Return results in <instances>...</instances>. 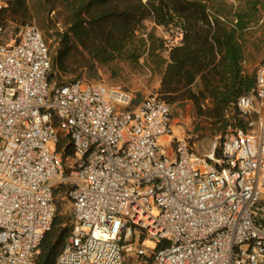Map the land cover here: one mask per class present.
<instances>
[{"label":"built area","instance_id":"obj_1","mask_svg":"<svg viewBox=\"0 0 264 264\" xmlns=\"http://www.w3.org/2000/svg\"><path fill=\"white\" fill-rule=\"evenodd\" d=\"M51 73L37 26L8 41L0 21V264H34L59 186L72 229L55 264H264V56L242 125L204 154L173 136L160 95Z\"/></svg>","mask_w":264,"mask_h":264},{"label":"trees","instance_id":"obj_2","mask_svg":"<svg viewBox=\"0 0 264 264\" xmlns=\"http://www.w3.org/2000/svg\"><path fill=\"white\" fill-rule=\"evenodd\" d=\"M3 1L7 6L0 21L5 28L6 15L7 26L8 21L17 23V30L35 20L45 39L52 40L51 78L71 82L104 65L148 68L160 77L158 94L173 109L185 100L211 101L218 123L214 134L242 125L236 101L255 86V70L250 73L246 64L257 58L248 60L247 47L252 30L261 28L264 35V0ZM169 26L183 31L173 46L157 33ZM63 146L71 155L66 140L57 149ZM64 189H54L55 200ZM60 213L57 205L34 264H55L72 229Z\"/></svg>","mask_w":264,"mask_h":264},{"label":"rangeland","instance_id":"obj_3","mask_svg":"<svg viewBox=\"0 0 264 264\" xmlns=\"http://www.w3.org/2000/svg\"><path fill=\"white\" fill-rule=\"evenodd\" d=\"M232 3L233 0H227ZM264 20V17L263 19ZM260 21V25L262 24ZM33 24L42 33L48 49L52 40H46L43 32L38 27L35 20H31ZM19 25V24H18ZM17 23L8 21L6 24L7 40L10 41L17 33ZM147 27H152L151 23H146ZM261 28H255L251 31L248 38L247 56L250 61L252 57H256L254 64H246L247 70L252 73L264 56V35ZM158 31V35H161ZM82 79L88 84H106L109 86H118L122 89L132 92L135 99L139 101L146 95L158 94L160 86V77L156 73H152L148 68H133L126 66L115 67L113 65L96 66L93 71L83 73ZM66 81L67 78H62ZM159 95V94H158ZM172 111V131L173 136L177 138H185L189 141L196 153H207L215 141L221 142L232 130L233 126H227L225 133L218 132L214 134V130L218 127L216 116L214 115V106L211 101L207 100L203 104L194 102V100H185L182 105L171 107ZM164 150H168V143H161ZM264 201V197H262ZM61 207L60 215L68 220V225L72 226L70 216V205L62 195L55 200L56 207ZM146 244L152 245V242L144 241Z\"/></svg>","mask_w":264,"mask_h":264},{"label":"crops","instance_id":"obj_4","mask_svg":"<svg viewBox=\"0 0 264 264\" xmlns=\"http://www.w3.org/2000/svg\"><path fill=\"white\" fill-rule=\"evenodd\" d=\"M1 1L4 3L5 8H6L7 4L5 3V1H3V0H1ZM4 18H5L4 23H5V25H6V24H7V15H6ZM158 30L160 31L161 28H158Z\"/></svg>","mask_w":264,"mask_h":264}]
</instances>
